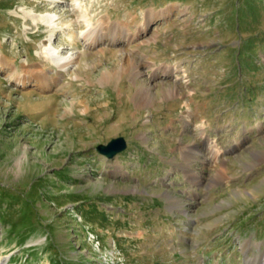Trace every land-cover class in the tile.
Returning <instances> with one entry per match:
<instances>
[{"label": "rangeland", "instance_id": "374dc122", "mask_svg": "<svg viewBox=\"0 0 264 264\" xmlns=\"http://www.w3.org/2000/svg\"><path fill=\"white\" fill-rule=\"evenodd\" d=\"M61 1L51 29L23 18L51 0H0V264L264 262V0H85L94 28L173 9L99 48ZM129 56L142 74L106 82ZM43 70L60 86H19Z\"/></svg>", "mask_w": 264, "mask_h": 264}, {"label": "bare ground", "instance_id": "6f19581e", "mask_svg": "<svg viewBox=\"0 0 264 264\" xmlns=\"http://www.w3.org/2000/svg\"><path fill=\"white\" fill-rule=\"evenodd\" d=\"M85 0H74L73 5H76L74 9L71 11V16L75 17L76 22H78V28H82L84 30L80 33V38L83 40H86L90 43L91 47L99 48L100 46L105 45H111V44H119V43H128L131 44L133 40L138 38L139 36H143V33H145L151 23L153 21H156L157 19H163L166 18L167 14H170L173 9H168L161 11L160 13H155L154 11L150 10L149 12L144 14L143 23L138 24L136 22V18H132L127 21V23H116L112 22L111 19L107 16L105 20L100 19L99 24L97 27H93V23L91 22L92 19L95 17V14H90V10L81 8L82 2ZM63 2L61 0H51L50 6L47 8L51 12H44L41 14L36 13L34 10H24L23 15L24 19L30 20L34 26L43 24L46 25L49 28L55 27V21L57 20L56 10L59 7L60 4ZM83 7V6H82ZM177 10V9H175ZM169 17V16H168ZM102 18V17H101ZM138 20V18H137ZM133 28L134 31H137L138 34H129V31ZM133 33V32H132ZM79 38V39H80ZM88 39V40H87ZM78 40V39H77ZM79 41V40H78ZM47 44L41 47L42 51L44 52V60L48 62L51 66L58 68V70H61L62 72H68V69L73 65L78 63V59H80V54L75 58H69L66 56H63L59 54L57 49L52 48L53 40L52 38L47 40ZM42 52V53H43ZM133 57V56H132ZM135 59L131 58V56L128 57L127 60L124 61L122 66H120V69L114 68L113 72L112 70L107 72L104 76V80L106 82H110L118 77V75L123 74H130L134 77H138L142 74L141 70H139V67L136 63H134ZM122 63V62H120ZM119 64V63H118ZM1 66V65H0ZM117 65L116 67H118ZM2 68V67H1ZM150 68H153L150 66ZM168 71V70H167ZM166 74H172V70L167 72ZM164 73V72H163ZM14 76V73L11 74ZM18 81L19 86H29L36 84L40 89L43 90H49L56 87H59L58 79H55L53 77H49L46 72L39 71V72H31L27 71L23 75H18ZM16 79V78H15ZM17 81V82H18ZM104 81V82H105ZM166 97H173L175 95V91L173 89L167 90L164 92ZM136 101L139 106H146L149 104L151 97H150V90L147 89L145 86H142V88L137 92L136 94ZM81 105L82 102L77 103V105ZM39 109V108H38ZM218 153V152H216ZM243 247H247L244 245ZM245 250V248H244ZM248 252V251H247ZM262 257L257 256L256 260H250L249 264H264L262 262Z\"/></svg>", "mask_w": 264, "mask_h": 264}, {"label": "water", "instance_id": "95a60500", "mask_svg": "<svg viewBox=\"0 0 264 264\" xmlns=\"http://www.w3.org/2000/svg\"><path fill=\"white\" fill-rule=\"evenodd\" d=\"M127 143L124 138H116L111 140L106 145H99L96 149L97 151L106 156L109 160L114 159L119 154L127 150Z\"/></svg>", "mask_w": 264, "mask_h": 264}]
</instances>
